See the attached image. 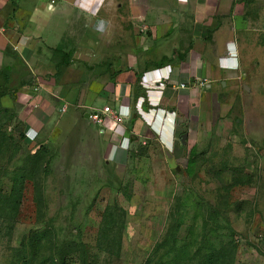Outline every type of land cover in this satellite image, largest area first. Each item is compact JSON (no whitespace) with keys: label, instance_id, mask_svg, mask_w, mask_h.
Instances as JSON below:
<instances>
[{"label":"rangeland","instance_id":"374dc122","mask_svg":"<svg viewBox=\"0 0 264 264\" xmlns=\"http://www.w3.org/2000/svg\"><path fill=\"white\" fill-rule=\"evenodd\" d=\"M65 1L55 0V11L47 8L43 15L60 20L67 31L70 15L58 10ZM81 1L82 7L89 4ZM260 1L244 6L236 26L244 47L240 67L248 75L238 95L227 99L215 92L220 104L211 102L205 122L179 123L186 139L180 132L169 155L154 153L158 146L144 140L143 154L126 150L113 164L93 162V171L89 155L82 165L56 148L36 152L24 142L14 108L0 106V264H264ZM114 2L128 14L129 0ZM122 10L100 18L107 31L95 30L98 20L89 14L75 21L66 39L77 44L66 42V53L57 50L59 71L70 66L66 81L86 85L100 79L112 57L140 47L138 37H146L147 27L138 31L122 23ZM86 32L96 38L93 49L80 44L90 41ZM106 160L112 162L109 155Z\"/></svg>","mask_w":264,"mask_h":264},{"label":"crops","instance_id":"0c3cea01","mask_svg":"<svg viewBox=\"0 0 264 264\" xmlns=\"http://www.w3.org/2000/svg\"><path fill=\"white\" fill-rule=\"evenodd\" d=\"M67 1L58 8L70 15L66 31L60 20L44 18L47 8L50 13L55 11L48 0H0V106L14 108L10 111L24 142L36 152L52 148L55 153L56 148L66 159L82 165L89 155L92 169L93 162L113 164L126 150L143 154L145 149L139 143L145 145L146 140L158 146L154 153L169 155L175 137L183 132L178 131L179 123L205 122L211 102L220 104L214 95L237 96L248 76L240 67L244 47L236 36V26L244 6H258L259 0H129L127 15L123 3L115 4L117 0L105 4L106 14L101 13L104 0H88L87 7L81 6V0ZM119 10L123 11L122 23L130 22L138 31L147 27L146 37H138L140 47L117 59L112 57L100 79L86 85L66 81L63 77L70 66L60 65L63 71H59L61 54L57 50L66 53L61 49L66 42L77 44L76 38L66 39L76 28L75 21L82 17L86 21L89 14L98 20L95 30L107 31L109 24L102 19L118 16ZM86 34L91 42L80 44L89 42L93 49L96 38ZM156 43L166 46L157 49ZM148 73L152 79H169L162 81L161 93L151 90L154 107L146 101L147 89L142 83ZM203 80L206 83L200 85ZM100 104L111 108L119 124L108 117L103 125L92 122L89 115L100 111ZM63 105L65 111L59 112ZM220 107H226V101Z\"/></svg>","mask_w":264,"mask_h":264},{"label":"built area","instance_id":"2783aa9c","mask_svg":"<svg viewBox=\"0 0 264 264\" xmlns=\"http://www.w3.org/2000/svg\"><path fill=\"white\" fill-rule=\"evenodd\" d=\"M55 0H48V5L51 7L53 6ZM148 76L143 77V81L142 83H144V86L147 89V94H146V101L148 102V104L152 107L155 106V101H152L150 98V94H152L153 91L151 90H156V92L159 94L161 93V89L163 88V84L162 81L164 80H169L168 76L167 78H161V79H152L150 76V73L147 74ZM146 79H148L147 81H145ZM161 80V81H160ZM163 81V82H164ZM206 83V80H203L202 83L200 82V85H204ZM180 88H185L184 84L179 85ZM161 88V89H159ZM143 101V99H142ZM145 102V100L143 101ZM65 111V105H63L60 109L59 112H64ZM90 119L92 120L93 123L98 124V125H103L104 123V118L108 117L109 121L114 122L115 124H119V118L118 116L114 115L111 111V108L109 106H105L104 108H102L100 111H95L93 113H91L90 115ZM119 125H116L115 127L117 128ZM121 150H123V147H120Z\"/></svg>","mask_w":264,"mask_h":264},{"label":"water","instance_id":"95a60500","mask_svg":"<svg viewBox=\"0 0 264 264\" xmlns=\"http://www.w3.org/2000/svg\"><path fill=\"white\" fill-rule=\"evenodd\" d=\"M186 139V134H183L182 140Z\"/></svg>","mask_w":264,"mask_h":264}]
</instances>
